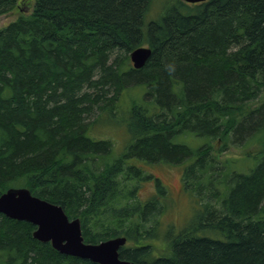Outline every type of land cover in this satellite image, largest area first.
<instances>
[{
	"label": "trees",
	"instance_id": "trees-1",
	"mask_svg": "<svg viewBox=\"0 0 264 264\" xmlns=\"http://www.w3.org/2000/svg\"><path fill=\"white\" fill-rule=\"evenodd\" d=\"M18 1L0 0V14ZM153 1L33 0L0 27V194L27 187L60 205L86 242L124 236L119 256L136 264H264V0H157L148 18ZM144 43L151 54L134 68ZM135 86L143 99L120 109ZM94 108L125 123L121 153L89 132ZM218 140L260 149L222 159ZM132 160L181 165L199 208L187 224L163 226L166 184ZM33 229L0 213V264H97Z\"/></svg>",
	"mask_w": 264,
	"mask_h": 264
},
{
	"label": "rangeland",
	"instance_id": "rangeland-1",
	"mask_svg": "<svg viewBox=\"0 0 264 264\" xmlns=\"http://www.w3.org/2000/svg\"><path fill=\"white\" fill-rule=\"evenodd\" d=\"M33 0H19L17 4L5 13L0 14V27L8 23L9 21L15 19L21 12H26V10L32 5ZM171 1V0H170ZM167 0V2H170ZM175 1V0H173ZM161 4L154 0L152 2V6L148 11V18H155L157 14H159V8ZM158 9V10H157ZM158 11V13H157ZM162 12V10H161ZM147 46V44H143ZM130 60V59H129ZM131 63V61H130ZM144 88L135 86L133 88H128L126 90L120 91L119 95L116 97L117 106L122 109L128 107L131 101L142 100V91ZM264 98V91L261 96ZM258 101H253L250 103V106L257 104ZM105 114L104 110L94 108V112H90L85 115V122L88 124L89 132L93 134L94 137L97 138H106L112 142V154L116 155L123 150L126 142L128 141V133L122 123H116L112 120H104L101 117ZM105 118V117H104ZM125 120V116L123 117ZM184 142L192 147H196L201 144L202 140L200 138L194 136H187L184 138ZM245 140V139H244ZM245 141H239L234 144L226 143L224 144L223 141H219L216 143V147L220 145H225V149L222 152V159L225 157L233 158L235 156H244L246 152L253 151L256 149H260V144L254 143L247 147L241 146ZM234 160L236 161V166L240 164V157H236ZM140 166L142 169L145 170L144 173L150 174L152 176L158 177L161 179L163 183L166 184L168 189L170 198H171V205L169 202V206L166 208L164 213L161 216V221L163 226L171 224L174 226V229H179L187 224L194 216L195 212L199 209L198 205L196 204L193 199H191L188 194H186L181 180V165H173L167 163H151L147 164L146 161H138L132 160ZM154 191L153 187V179L151 177L141 181L138 185L137 195L139 199L145 200L152 195ZM192 202V203H191ZM198 208V209H197ZM6 217V216H5ZM22 231L24 232L25 226H20ZM163 230V228H162ZM158 248H160V252L162 253L163 248L166 247L165 243H162L161 240L156 241ZM162 248V249H161Z\"/></svg>",
	"mask_w": 264,
	"mask_h": 264
},
{
	"label": "water",
	"instance_id": "water-1",
	"mask_svg": "<svg viewBox=\"0 0 264 264\" xmlns=\"http://www.w3.org/2000/svg\"><path fill=\"white\" fill-rule=\"evenodd\" d=\"M182 1L194 3L205 0ZM151 51L149 46L143 45L130 51L132 66L142 67ZM0 213L34 225L32 237L40 242H49L61 254L97 264H136L119 256V248L126 242L124 236L111 237L97 243L84 241L78 217L69 218L60 205L33 195L27 187H9L2 192Z\"/></svg>",
	"mask_w": 264,
	"mask_h": 264
},
{
	"label": "bare ground",
	"instance_id": "bare-ground-1",
	"mask_svg": "<svg viewBox=\"0 0 264 264\" xmlns=\"http://www.w3.org/2000/svg\"><path fill=\"white\" fill-rule=\"evenodd\" d=\"M144 46V45H143Z\"/></svg>",
	"mask_w": 264,
	"mask_h": 264
}]
</instances>
